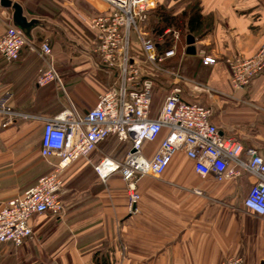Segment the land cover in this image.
Here are the masks:
<instances>
[{
	"label": "crops",
	"instance_id": "crops-1",
	"mask_svg": "<svg viewBox=\"0 0 264 264\" xmlns=\"http://www.w3.org/2000/svg\"><path fill=\"white\" fill-rule=\"evenodd\" d=\"M13 1L36 21L27 37L50 42L62 86L51 82L39 87L35 80L45 61L23 48L15 61L0 55V98L10 92L13 108L30 115L57 114L70 101L85 113L117 77V69L112 71L94 50L95 32L82 16L108 11L109 5L102 0ZM182 4L181 9L176 7L178 12ZM201 6L203 15L212 18L213 29L195 37L194 55L186 53L187 33L171 64L235 98L215 94L208 99L188 87L184 96L212 103L211 119L221 134L256 148L264 158V71L244 90L233 91L225 61L250 58L264 45V0H201ZM13 12L0 2V34L15 24ZM137 42L135 34L133 47L140 51ZM202 51L217 62L205 65ZM168 87L165 79L156 85L154 113ZM6 121L0 117V208L51 170L40 153L43 122L32 117L14 118L9 125ZM163 137L164 133L143 144L147 157L154 155ZM129 146L109 137L90 160L79 158L69 165L61 193L64 210L32 216L33 237L20 246L0 244V264H223L230 257L264 264V215L244 206L255 177L246 173L224 181L212 174L202 177L194 162L178 152L160 176L139 177L141 197L131 211L122 177L117 174L102 182L94 169L103 155L121 158Z\"/></svg>",
	"mask_w": 264,
	"mask_h": 264
},
{
	"label": "built area",
	"instance_id": "built-area-1",
	"mask_svg": "<svg viewBox=\"0 0 264 264\" xmlns=\"http://www.w3.org/2000/svg\"><path fill=\"white\" fill-rule=\"evenodd\" d=\"M108 11L82 16L95 32L94 50L104 64L117 69L94 106L81 114L74 102L54 115H30L17 111L10 104L11 93L0 98V117L6 125L14 118H35L43 122L41 156L51 164V170L40 176L33 186L9 199L0 208V244L20 246L34 235L32 216L64 210L61 193L65 170L79 158H88L99 150L109 137L130 144L118 159L103 155L94 169L102 182L120 175L126 183L128 206L132 211L141 195L137 189L139 177L160 176L178 152H184L202 176L214 175L217 181L250 174L256 181L244 198V206L257 215H264V158L254 147H245L235 137L221 134L212 121V103L204 105L188 100L185 89L203 93L208 99L216 95L235 98L216 88L195 80L171 64L177 56L181 31L169 27L171 46L160 50L145 31L153 9L160 0H102ZM136 34L140 51L133 47ZM29 48L45 61L36 77L39 87L51 82L62 86L55 66L52 46L48 40L35 42L23 29L10 23L0 34V55L8 62L20 57ZM205 65L215 64L217 58L201 52ZM233 91L244 90L264 71V45L250 58H227ZM111 71V72H112ZM161 79L169 82L164 100L153 112L156 85ZM164 133L152 157L142 151L145 142H155ZM201 194L200 190H196ZM223 264H245L243 258L230 257Z\"/></svg>",
	"mask_w": 264,
	"mask_h": 264
},
{
	"label": "trees",
	"instance_id": "trees-1",
	"mask_svg": "<svg viewBox=\"0 0 264 264\" xmlns=\"http://www.w3.org/2000/svg\"><path fill=\"white\" fill-rule=\"evenodd\" d=\"M184 4V8L179 12L176 7H168L160 3L153 9L151 13L152 22L149 24L147 30L160 50L171 46L170 35L164 33L169 27L177 28L181 31L178 52L181 51L187 33L195 37H203L213 29L212 18L202 13L201 0H189Z\"/></svg>",
	"mask_w": 264,
	"mask_h": 264
},
{
	"label": "water",
	"instance_id": "water-1",
	"mask_svg": "<svg viewBox=\"0 0 264 264\" xmlns=\"http://www.w3.org/2000/svg\"><path fill=\"white\" fill-rule=\"evenodd\" d=\"M1 5L5 7H12L14 12H13V20L14 23L23 29L25 33L28 35L29 32L31 31L32 27L36 24L35 20H29L28 17L25 15L23 6L13 0H0ZM186 43H187V49L186 53L190 55H194L197 53V49L195 46L196 43V38L192 34H188L186 36Z\"/></svg>",
	"mask_w": 264,
	"mask_h": 264
},
{
	"label": "rangeland",
	"instance_id": "rangeland-1",
	"mask_svg": "<svg viewBox=\"0 0 264 264\" xmlns=\"http://www.w3.org/2000/svg\"><path fill=\"white\" fill-rule=\"evenodd\" d=\"M55 1V3L57 2V1H59V0H54ZM188 2L189 0H185L184 1V3L185 2ZM178 2V4H176V3H174V5H173V7H177V8H182V6H183V4H182V2H183V0L182 1H177ZM171 3H173V2H171ZM160 4H164V5H169L170 6V3H168V0H160ZM152 22V19L150 18V20H149V22H148V24L146 25V28H148V26H149V24ZM225 61H226V59H225ZM227 63V62H226ZM201 103V102H200ZM202 104H204V105H208L207 103H204V102H202ZM123 155H125V152H123V153H120V156H121V158L123 157ZM118 159H120V158H118Z\"/></svg>",
	"mask_w": 264,
	"mask_h": 264
}]
</instances>
